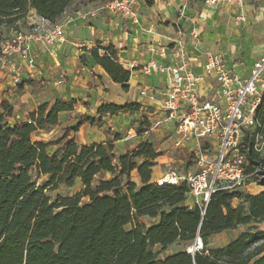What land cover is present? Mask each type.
<instances>
[{
  "label": "trees",
  "instance_id": "obj_1",
  "mask_svg": "<svg viewBox=\"0 0 264 264\" xmlns=\"http://www.w3.org/2000/svg\"><path fill=\"white\" fill-rule=\"evenodd\" d=\"M104 1L0 0V37L2 28L22 19L29 8L56 24L74 2ZM87 51L112 82L127 90L130 71L118 62L113 46ZM74 104V99L42 102L25 120L11 124L7 117L12 107L0 102V264H264V231L255 225L264 221V156L257 147L264 140V89L254 125L245 129L240 144L247 184L254 182L263 189L256 194L243 187L217 189L205 205L187 202L185 180L152 181L154 161L161 152L148 138L118 157L112 142L80 146L75 142L72 135L81 125L101 126L105 114L138 111L135 102L101 104L94 116L79 117L54 139L32 138L36 130L59 125L58 113L72 110ZM149 128L148 116L142 115L136 134L144 135ZM50 146L55 147L53 152ZM178 156L189 161L194 153L184 150ZM32 170L47 177L41 185L35 184ZM133 172L138 182L132 179ZM105 174L109 178L104 179ZM76 180L81 188L71 196L52 200L44 193L70 188ZM141 217L153 222L145 224ZM241 225L248 227L228 243L207 247L210 237ZM197 237L202 245L193 253L183 250L160 257L168 246L195 242Z\"/></svg>",
  "mask_w": 264,
  "mask_h": 264
},
{
  "label": "crops",
  "instance_id": "obj_2",
  "mask_svg": "<svg viewBox=\"0 0 264 264\" xmlns=\"http://www.w3.org/2000/svg\"><path fill=\"white\" fill-rule=\"evenodd\" d=\"M108 1L71 4L56 22L63 26V41L53 44L31 42L34 67L30 68L17 55H0V102L7 101L12 111L21 107L32 112L40 102L51 104L56 99H74L76 104L72 110L58 113L60 124L54 127L61 130L65 126H74L83 115L94 116L101 104L135 102L140 105L138 111L105 114L101 126L81 125L72 135L75 142L79 146L112 142L113 153L118 157L151 134L158 139L167 135L172 146L180 149L178 155L184 150L192 152V143L174 146V126L170 123H161L158 129L144 135H137L136 126L129 125L130 120H139L142 115L148 116L150 125L164 117L158 102L151 99L150 94L167 84L169 74L145 73L142 69L152 62L172 66L184 64L187 71L200 77L196 85L199 97L223 103L218 83L204 73L206 56H220L224 66L239 80L248 77L253 64L264 55V0H244L240 4L223 0L212 6L204 0L139 1L134 6L135 16L129 18L108 10ZM42 20L34 9L29 8L22 19L2 29L0 43L16 32L31 31ZM108 45L115 48L122 67L130 71L127 90L112 82L87 51ZM21 115L9 119L14 123L25 120L20 119ZM116 134L120 135L119 139L115 138ZM154 162L152 175L158 177L154 180L152 177V181L156 182L171 172L190 174L197 169L195 163L190 165L178 158L175 164L162 154ZM172 166L174 170L170 169ZM132 175L138 182L136 173ZM251 186V194L263 189L253 183L243 188L249 190ZM255 225L258 227V223ZM247 227L241 225L219 234L229 237L226 244ZM258 228L264 231V228Z\"/></svg>",
  "mask_w": 264,
  "mask_h": 264
},
{
  "label": "built area",
  "instance_id": "obj_3",
  "mask_svg": "<svg viewBox=\"0 0 264 264\" xmlns=\"http://www.w3.org/2000/svg\"><path fill=\"white\" fill-rule=\"evenodd\" d=\"M139 1L156 0H109L106 8L120 13L124 18L134 17V6ZM221 1L204 0L210 6ZM225 1L240 4L244 0ZM64 35L62 25L51 24L43 19L31 31L16 32L0 43V55H17L32 68L34 59L31 42L53 44L63 41ZM142 70L145 73L169 74L167 84L150 94L151 99L158 102L164 117L150 125L148 132L158 129L161 123H170L174 126V146L193 144L197 169L190 174H169L173 181L187 182L189 197L193 198L191 204L205 205L217 189L248 185L243 166L245 157L240 152V144L245 129L254 125L255 108L264 89V55L253 64L248 77L243 80H239L224 66L220 56H206L203 70L207 77L218 83L223 98L221 104L199 97L196 85L200 77L187 71L184 64L172 66L152 62ZM14 79L19 80L16 76ZM162 179L158 183L162 184ZM200 246L198 244L197 248Z\"/></svg>",
  "mask_w": 264,
  "mask_h": 264
},
{
  "label": "rangeland",
  "instance_id": "obj_4",
  "mask_svg": "<svg viewBox=\"0 0 264 264\" xmlns=\"http://www.w3.org/2000/svg\"><path fill=\"white\" fill-rule=\"evenodd\" d=\"M19 113L22 114L20 116V119H21V117L26 118L29 112L25 108L19 107V108H16L14 111H12L11 114H10V116L7 117V119H9L11 117H14V119H16L15 116H17ZM11 119H9L10 123H14V122H11ZM140 119L139 120H136V119L130 120L129 125L131 126L132 124H134L135 126H137V124L139 123ZM54 128L55 127L49 128L46 131H38V130H36V131H34L32 133V138L34 140L42 139L43 141H48L49 139H54V138L58 137L61 134V132H62L61 128H59V127L58 128H55V129ZM43 132H46V133H43ZM168 138L169 137L167 135H164V136H162V137H160L158 139L153 134H151L148 137L147 140L151 141L154 144V146L157 148V150L161 152V154H162L163 157H166L167 159L168 158L172 159V161H174V163L176 164L177 159L179 158L178 152L180 151V149L174 148L172 146V144L170 143V141L168 140ZM257 147H258L260 153L264 156V140L263 141H259ZM48 150H49V152H53L55 150V147L54 146L49 147ZM163 163L164 162H161V165ZM171 163H173V162H171ZM185 163L190 164V165H193L195 163V156L193 158H191V160L186 161ZM167 169H168V172H169V167H167L166 170ZM170 169L174 170L175 168L172 166ZM152 172H154L153 168H152ZM162 174H163V172H162ZM31 175H32V178H33V180H34V182H35L36 185H41L46 180V178H47L46 176H43V175L37 176L36 173H35V171H33V170L31 171ZM151 176L153 177V175H151ZM156 177H158L157 174L153 177V180L156 179ZM103 178L104 179H107V178H109V175L108 174H105V175H103ZM132 179L133 180L136 179L135 178V175H132ZM251 183L256 184L254 182H251ZM252 186H254V185H252ZM252 186H251V188L249 190H246V188H242V189L244 191H246V192L249 193L250 191H252ZM80 187H81L80 186V183L77 181V182H75L74 186H72L70 188H67L65 186H61V187H59L56 190L45 189L44 190V193L53 200L57 196H62V197L71 196L74 193H76L77 191H79L80 190ZM192 199L189 197L187 199V202L189 204H191L192 203V201H191ZM81 202L82 203L83 202H86V198H83L81 200ZM232 203L234 205L237 204V200L234 199ZM140 221H142L145 224H150V223L153 222V220H150L147 217H141L140 218ZM258 227L264 228V221L259 222L258 223ZM127 228H129V226H127ZM228 238L229 237L227 235L223 234V233L222 234H218V235H214V236H212V237L209 238L207 247H213V246L222 245V244H224L228 240ZM193 244H194V241H188V242L180 241V242H176V243L168 246L166 248V250H164L163 252H161L160 253V257H165L167 255L173 254V253L178 252V251H183V250L190 251L192 249V247H193ZM195 248H197V246ZM153 249L154 250H158L159 249V246H155ZM197 249H199V248H197Z\"/></svg>",
  "mask_w": 264,
  "mask_h": 264
},
{
  "label": "water",
  "instance_id": "obj_5",
  "mask_svg": "<svg viewBox=\"0 0 264 264\" xmlns=\"http://www.w3.org/2000/svg\"><path fill=\"white\" fill-rule=\"evenodd\" d=\"M198 244H199V245H202V244H201V240H200L199 237H197L196 241H195L194 244H193L192 249H191L189 252L193 253V252L196 250L195 247H196ZM200 247H201V246H200Z\"/></svg>",
  "mask_w": 264,
  "mask_h": 264
},
{
  "label": "bare ground",
  "instance_id": "obj_6",
  "mask_svg": "<svg viewBox=\"0 0 264 264\" xmlns=\"http://www.w3.org/2000/svg\"><path fill=\"white\" fill-rule=\"evenodd\" d=\"M167 176H169V175H167ZM161 182L162 183H173V180H171V178L169 176V177L164 178Z\"/></svg>",
  "mask_w": 264,
  "mask_h": 264
}]
</instances>
